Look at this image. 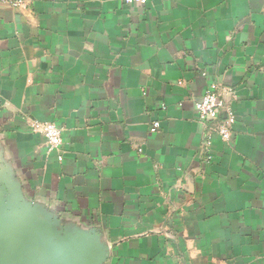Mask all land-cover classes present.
I'll use <instances>...</instances> for the list:
<instances>
[{
    "label": "crops",
    "instance_id": "0c3cea01",
    "mask_svg": "<svg viewBox=\"0 0 264 264\" xmlns=\"http://www.w3.org/2000/svg\"><path fill=\"white\" fill-rule=\"evenodd\" d=\"M20 1L0 4V211L101 264H264V0ZM212 84L230 144L196 114Z\"/></svg>",
    "mask_w": 264,
    "mask_h": 264
},
{
    "label": "water",
    "instance_id": "95a60500",
    "mask_svg": "<svg viewBox=\"0 0 264 264\" xmlns=\"http://www.w3.org/2000/svg\"><path fill=\"white\" fill-rule=\"evenodd\" d=\"M104 254L81 239L57 243L49 251L30 219L0 211V264H101Z\"/></svg>",
    "mask_w": 264,
    "mask_h": 264
},
{
    "label": "built area",
    "instance_id": "2783aa9c",
    "mask_svg": "<svg viewBox=\"0 0 264 264\" xmlns=\"http://www.w3.org/2000/svg\"><path fill=\"white\" fill-rule=\"evenodd\" d=\"M148 0H122L127 6H138L145 4ZM0 4H10L13 7L21 5L20 0H0ZM233 94L231 90L222 89L217 84H212L201 100L196 103L195 110L200 121L205 124L212 125V134L219 137L223 144H230L232 141L233 127L236 123V116L232 108H229L224 96ZM226 114L223 119V114ZM30 130L37 135H40L45 140V146L49 152H58L60 155L64 145L63 132L53 123H43L33 120L29 123ZM161 124L159 122L153 123V132H159ZM211 140V139H210ZM208 142L207 146L211 145Z\"/></svg>",
    "mask_w": 264,
    "mask_h": 264
}]
</instances>
